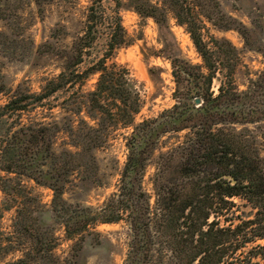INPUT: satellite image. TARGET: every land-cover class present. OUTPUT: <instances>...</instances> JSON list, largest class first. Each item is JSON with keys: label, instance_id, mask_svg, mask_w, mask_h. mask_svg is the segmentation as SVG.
<instances>
[{"label": "trees", "instance_id": "16d2710c", "mask_svg": "<svg viewBox=\"0 0 264 264\" xmlns=\"http://www.w3.org/2000/svg\"><path fill=\"white\" fill-rule=\"evenodd\" d=\"M106 1L114 7L108 8ZM217 5L216 0H140L132 6L155 20L175 83L173 104L136 124L141 108L137 82L126 65L112 60L117 48L130 43L121 0H92L81 33L70 49L57 54L63 60L60 71L39 92L14 89L0 62V94L5 96L0 126L8 124L0 135V171L52 190L49 208L38 195L32 197L38 213L28 230L31 249H22L21 258L4 264H26L28 256L34 264H61L54 254L60 240L56 225L76 244L98 223L121 221L128 228L124 264H264V156L248 129H237L264 122V66L239 87L235 72L242 64L240 51L206 27L205 20L219 29L234 28L214 19ZM168 12L186 26L199 62L181 55ZM14 27L24 28L20 21ZM236 29L254 47L256 26ZM8 37L0 30V51ZM100 40L104 48L93 54V44ZM252 49L264 58V38ZM93 74L97 78L86 96V114L95 125L81 117L82 104L74 98V88ZM61 93L65 95L58 102ZM56 107L77 116V125L69 115L21 123L23 112L42 108L52 116ZM118 125L131 127V132L125 137L126 160L116 190L97 208L68 202L64 193L69 185H98L87 176L93 170L96 177L99 169L94 150L108 144L110 129ZM60 132L67 139L57 151ZM155 151L151 193L144 177ZM12 179L0 177L1 182Z\"/></svg>", "mask_w": 264, "mask_h": 264}, {"label": "rangeland", "instance_id": "374dc122", "mask_svg": "<svg viewBox=\"0 0 264 264\" xmlns=\"http://www.w3.org/2000/svg\"><path fill=\"white\" fill-rule=\"evenodd\" d=\"M148 1L154 4L162 0ZM216 1L218 5L214 8V19L222 24L231 22L234 28L219 29L205 20L206 27L210 34L216 38L230 40L240 51L242 64L236 69L235 78L239 87L244 88L247 78L254 77L264 66L261 53L252 49L256 48L258 40L264 38V0ZM91 2L92 0H0V30L9 36L6 48L0 51V62L2 72L8 76L14 89L39 92L47 79L58 74L63 60L57 54L70 49L74 38L81 33L87 7ZM121 2L120 14L130 43L117 48L112 60L126 65L137 82L141 108L134 116L136 124L144 118L156 116L173 104L172 92L175 83L171 75L170 61L161 52L163 44L155 20L139 15L132 8L140 3V0ZM105 5L108 8L114 7L112 1H106ZM17 21L24 26L23 31L17 27L13 28ZM167 21L181 49V55L192 62H199L200 57L186 26L179 24L171 12L167 13ZM253 25L259 33L257 36L254 34V47L250 48L236 28H251ZM103 48V41L100 40L93 44L92 53L100 55ZM83 66L85 64H82L81 68ZM96 78V74L90 75L82 85L74 88V98L82 104L81 117L93 125L95 122L86 114V96L94 89ZM64 95L59 94L58 102ZM4 102L5 96L0 94V105ZM65 115L71 116L73 124L77 125V116L58 107L52 110V116L42 108L23 112L20 120L21 123L47 122L58 120ZM241 127L248 129V135L264 156V122L238 126L237 129ZM7 128L8 124L3 123L0 126V135ZM109 132L108 144L94 150L99 168L97 176L95 177L93 170L87 174H91L93 181L99 182L98 185L89 183L84 188L69 185L64 193L68 202H81L97 208L116 190L126 160L125 137L131 132V127L118 125ZM66 139V134L62 132L57 135L54 144L57 151L64 146ZM157 154L158 151H155L144 177V187L151 193L150 177L155 171ZM7 176L13 179L6 182L0 180V264L14 262L23 256L22 249H31L28 230L36 221L38 213L33 206L32 197L38 195L46 208H49L52 199L50 188L38 186L33 180L25 177L18 178L13 173L0 171V177ZM74 180L78 181L77 175ZM3 188H6L9 194L5 193ZM18 209L20 213L17 212ZM245 210L248 211L247 208ZM48 215L45 214L47 222L50 221ZM15 221L19 225L15 224ZM22 224L24 231L18 230ZM55 230L60 240L54 254L61 264H124L128 249V228L125 222L98 223L93 233H86L76 244L75 240L65 238L64 229L60 225H56ZM26 259V264H34L31 256Z\"/></svg>", "mask_w": 264, "mask_h": 264}, {"label": "water", "instance_id": "95a60500", "mask_svg": "<svg viewBox=\"0 0 264 264\" xmlns=\"http://www.w3.org/2000/svg\"><path fill=\"white\" fill-rule=\"evenodd\" d=\"M195 102H196L197 104H199V103H200V99L196 98V99H195Z\"/></svg>", "mask_w": 264, "mask_h": 264}]
</instances>
